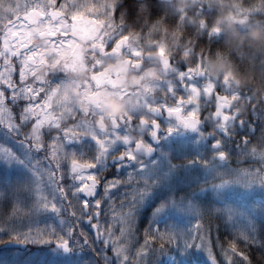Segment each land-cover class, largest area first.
Here are the masks:
<instances>
[{
  "label": "snow or ice",
  "instance_id": "1",
  "mask_svg": "<svg viewBox=\"0 0 264 264\" xmlns=\"http://www.w3.org/2000/svg\"><path fill=\"white\" fill-rule=\"evenodd\" d=\"M215 12L210 0H0V244L48 245L72 264H264V196L252 198L264 192V95L209 69L225 35ZM232 12L264 18V0ZM243 49L227 55L259 64L264 94V51ZM180 166L202 178L176 196ZM109 168L131 169L127 182ZM160 197L149 217L145 200Z\"/></svg>",
  "mask_w": 264,
  "mask_h": 264
},
{
  "label": "trees",
  "instance_id": "2",
  "mask_svg": "<svg viewBox=\"0 0 264 264\" xmlns=\"http://www.w3.org/2000/svg\"><path fill=\"white\" fill-rule=\"evenodd\" d=\"M210 2L213 8L216 9V12L214 13V15H217L221 12L222 9L223 10L231 9V12H232L233 6L238 2V0H210ZM236 18L237 20H239L237 15H236ZM257 19L264 22V18H260V17H255V18L249 19L248 21L250 23ZM234 27L237 29L239 36L231 40V42L227 46L226 51H228L229 48H235L237 46L244 48L242 50V54L247 52V48L249 46L254 47L257 51H264V43H258V42L250 43L247 40L246 38V32H247V27H248L247 24L236 23ZM190 31L191 30L186 32L185 36L189 35ZM241 37H244L243 44L237 43V40ZM197 51H199V49H197ZM231 58L235 61L237 65H239V68L242 71H245L248 73V78L250 80V83L248 85L251 86L252 94L255 95L257 99L259 100L261 96L264 94H262L259 91L258 83H252L253 77H256L257 80H259V78L261 77V69L259 67V64L257 63L255 67H252V66H249L247 62H244L243 64H241L239 61L235 60L234 57H231ZM242 106H244L243 103L239 105L240 109L243 111L244 107L242 108ZM243 166L245 165H241V167ZM188 185L189 183H187L180 190L178 187L177 188L178 190L175 192V194L177 195L179 191L190 192L191 190ZM125 191H130V189L120 188L119 192L118 193L116 192L115 198L117 199H116L115 204H119L120 200L123 199V196L121 194L124 193ZM129 199H131V197H129ZM146 211L148 213L149 209L146 208ZM205 227H207V225H205ZM211 236L213 240L217 236V232L214 227H213ZM222 238H223V235H222ZM4 239H7V238L5 237ZM30 246H31L30 249L24 250V251H20V250L17 251V249H2L0 247V264H72V261L76 259L75 256H69L67 254H63V255L53 254L48 250V245L30 244ZM214 251H218V250H214Z\"/></svg>",
  "mask_w": 264,
  "mask_h": 264
},
{
  "label": "clouds",
  "instance_id": "3",
  "mask_svg": "<svg viewBox=\"0 0 264 264\" xmlns=\"http://www.w3.org/2000/svg\"><path fill=\"white\" fill-rule=\"evenodd\" d=\"M182 3L191 9L196 6L197 0H182ZM193 19L195 18L190 17L189 22L191 23ZM236 23L248 25L246 38L250 43H264V22L259 19L250 23L246 19L237 20L231 9H222L219 14L212 17V26L222 27L225 35L221 44L208 54V67L213 74L222 73L232 76L238 86L244 87L250 83L248 73L242 71L235 61L227 55L226 51L231 40L239 36L237 29L234 27ZM237 43L243 44L244 37L239 38Z\"/></svg>",
  "mask_w": 264,
  "mask_h": 264
},
{
  "label": "rangeland",
  "instance_id": "4",
  "mask_svg": "<svg viewBox=\"0 0 264 264\" xmlns=\"http://www.w3.org/2000/svg\"><path fill=\"white\" fill-rule=\"evenodd\" d=\"M238 18L239 19H244L243 17H241V16H238ZM101 103H103L105 106H111V105H113L114 103H120L119 101H117V100H115L114 98H112V97H109V96H102L101 97ZM11 147H13L14 149H16L17 151H23V149H22V147L19 145V144H17V143H15L14 141H12V140H10V139H8L7 141H6ZM171 142L169 141L168 142V144H170ZM165 147H166V145H163L162 146V148H161V150L163 151V152H165L163 149H165ZM168 154V153H167ZM168 156H169V154H168ZM170 157V156H169ZM180 169H182L183 170V172H190V173H193V171H191V170H193V169H186V168H184V167H182V168H180V167H177V168H175L174 169V171H173V174H172V181H173V179H176L177 178V181H181V179H182V177L180 176V172H179V170ZM131 171V169H125L124 170V172H123V175H122V178H125L126 179V181L128 180V172H130ZM122 173V172H121ZM121 180V179H120ZM115 191V189H113V192ZM262 196H264V192H261L259 189H257L253 194H252V198L253 199H256V200H258V199H260ZM160 198H162V197H160ZM148 202V200H145V202H144V205L146 204ZM155 209V208H154ZM153 209V210H154ZM143 210V209H142ZM117 211H118V209H117ZM153 215V211H152V213H151V216ZM172 215V213L170 212L169 213V216H171ZM49 223H50V221H49ZM112 223L113 224H115L116 222L115 221H112ZM185 223V226H186V224H187V221H185L184 222ZM194 223V222H193ZM43 225H44V221H40L39 222V224H36V223H33L31 226L33 227V229H38V228H42L43 227ZM161 227H163V224H161ZM135 251V249H133V252ZM205 256H206V253H205ZM131 258V257H130ZM160 259H161V261L162 262H166L167 261V257L166 256H164V257H160ZM182 259H185L187 262H188V264H193V261L194 260H197V257L195 256V255H193V256H188V257H183ZM209 264H210V261H209Z\"/></svg>",
  "mask_w": 264,
  "mask_h": 264
},
{
  "label": "flooded vegetation",
  "instance_id": "5",
  "mask_svg": "<svg viewBox=\"0 0 264 264\" xmlns=\"http://www.w3.org/2000/svg\"><path fill=\"white\" fill-rule=\"evenodd\" d=\"M129 78H130V79L135 78V74H129ZM163 94H164L163 91H160V92H158L156 95H158V96H163ZM178 95H179V93H178ZM168 103H169V104L172 103L171 99L168 100ZM201 104H202V110L206 113L209 109L203 108V102H201ZM132 134H133V135H137V133H135V132H133ZM181 135L183 136V135H188V134L181 133ZM173 139H174V137H173ZM169 141H170V140L162 141V142H161V148H162L163 145L168 144ZM170 142H171V141H170ZM163 150L168 151V150H172V149H171V147L169 146V147H165V149H163ZM172 151H173V150H172ZM170 157H171V158H174V157H180L181 159H183L184 154H181V153H180V154H177V155H171ZM182 167H183V166H180V168H182ZM111 171H114V170H113V169L109 170V172H111Z\"/></svg>",
  "mask_w": 264,
  "mask_h": 264
},
{
  "label": "water",
  "instance_id": "6",
  "mask_svg": "<svg viewBox=\"0 0 264 264\" xmlns=\"http://www.w3.org/2000/svg\"><path fill=\"white\" fill-rule=\"evenodd\" d=\"M3 247H4V246H3ZM20 248H23V249H25L26 247H25V246H23V245H21V246H20Z\"/></svg>",
  "mask_w": 264,
  "mask_h": 264
}]
</instances>
